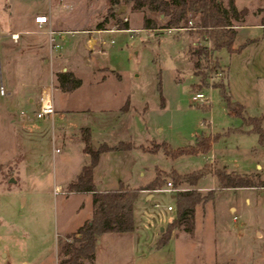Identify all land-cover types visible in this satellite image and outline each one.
Wrapping results in <instances>:
<instances>
[{"label":"rangeland","instance_id":"obj_1","mask_svg":"<svg viewBox=\"0 0 264 264\" xmlns=\"http://www.w3.org/2000/svg\"><path fill=\"white\" fill-rule=\"evenodd\" d=\"M43 1L7 0L9 29L23 28L22 17L15 13L17 6ZM227 2L222 0L225 6ZM108 4V0H98L93 7L99 13ZM235 5L249 9L233 40L234 47H243L240 51L226 47L215 50L203 69L202 80L201 74L193 75L188 52L199 36L195 29H168L162 26L167 19L162 12L146 6L132 10L130 2H120L117 17L128 16L130 25L139 28L102 33L105 48L121 75L108 76V103L112 105L122 96L129 98L130 111L112 124L122 140L137 147L103 155L98 175L125 176L126 182L135 185L156 175L172 180L167 174L171 169L181 174L210 163L239 172L258 171L264 177V145L256 132L235 129L250 125L242 123V118L227 107L220 87L213 86L215 81L226 80L232 99L243 104L246 113L262 116L264 129V0H235ZM144 15L152 17L156 27H141ZM79 16L85 18L82 11ZM188 18L200 21L194 12ZM105 26L118 28L116 18ZM5 56L0 37V264H58V240L74 233L89 212L88 198L80 209V194L61 192L56 187L78 173L76 138L63 136L59 123L51 118H37V108L28 101L4 95L9 74L22 76V60L18 59L13 72L12 62L17 56H11L9 66ZM215 59L220 63L217 67L212 66ZM195 82L201 86L193 89ZM196 90L209 95L210 101H194ZM72 101L74 107V95ZM22 110L27 117L21 115ZM71 116L75 117V111ZM79 116L87 118L82 112ZM26 118L29 125L23 127ZM101 131L96 127L95 135ZM201 133L213 137L206 152L170 158L162 149L152 152L140 147L163 140L173 147L188 145ZM94 141L90 148H95ZM211 181V175L206 174L197 183L207 185ZM104 184L111 185L107 181ZM61 188L66 190L67 186ZM198 190L209 198L195 205L192 232L178 228L189 234L178 242V258L172 256L169 246H159L157 241L166 221L175 214L176 207H166L173 204L175 192L156 190L148 201H135L133 231L102 239L96 264H173V259L190 264H207L214 259V264H264V186ZM148 191L142 188L139 193Z\"/></svg>","mask_w":264,"mask_h":264},{"label":"crops","instance_id":"obj_2","mask_svg":"<svg viewBox=\"0 0 264 264\" xmlns=\"http://www.w3.org/2000/svg\"><path fill=\"white\" fill-rule=\"evenodd\" d=\"M96 1L98 0H44L41 3L34 2L32 5L17 6L15 13L19 17H22L23 20V28L21 30L9 29L8 18L10 16V5L7 0H5L3 4H0V37L4 43L6 64L9 66L11 56H14L15 54L17 57L12 62V71L14 72V65H17L18 59L22 60V69L20 73L22 76L18 78L17 76L13 77L9 74L8 90H5L4 95L7 94L13 96L20 101H28L29 104L37 108L38 111L41 91H50L53 113L48 116L37 117V111H35V116L37 118H51L52 121L59 123L60 131L63 133V136L69 135L76 138L78 173L81 171L82 166L90 161L89 151L85 150V145L89 146L93 138L95 139L94 149L96 150L101 145L113 147L114 145H120L121 143H128V141L122 140L118 136L117 132L113 129L114 126L112 123L113 121L119 120L122 115L130 111L129 98L127 97L125 99V96H122L116 103H113L112 105L111 103H108L111 98L108 93L110 89V85H108L107 82L108 76L115 73L116 77L121 78V75L118 71V66L111 61L110 52L105 48L102 33L109 31L106 29L114 26L106 27L105 25L108 22L104 23L103 26L97 25L106 14V9L104 12L96 13L93 7L94 2ZM108 6L109 4L106 8ZM7 11H9V14H7ZM80 11L83 12L85 18L82 19L79 16ZM37 15H46L48 17V23L43 25L36 23L34 18ZM49 27L57 32L56 41L60 44V47L57 49L50 50L49 48L48 36L46 33ZM135 28L139 27L131 26L130 21L127 28L118 27V29L125 30H133ZM146 28L150 29L151 27ZM114 30L116 29L111 31ZM112 40L113 38H111V41ZM59 72H71L75 77L80 78L81 82L78 86L73 88V90L64 91L58 85L57 73ZM73 95L74 107L72 106ZM123 100L124 102L122 103ZM73 111H75V117H68ZM87 111L91 112H88L89 114H87ZM80 112H82L84 116L87 115V118L83 119L81 117L82 115L79 116ZM21 115L25 116L26 113L22 110ZM23 120L21 123L22 126L28 127V122L30 121L29 118ZM96 127H99L102 130L101 135L99 136L95 135ZM86 128L89 131L87 140L83 138V133ZM134 146L137 147L135 143H133V147ZM119 150H130V147L122 146L100 150L97 159L98 161L92 171L93 182L97 191L115 190V188L120 186H128L132 188V186L145 185L155 177L153 176L146 182L142 181L132 185L126 182L125 176L114 177L112 175H107L106 177L98 175L97 173L103 155L112 154ZM211 159L212 161L215 160V157L212 154ZM78 173L66 178L60 184H56V187L61 192H65L66 190H63L61 186H68L76 178ZM209 174L212 178L211 183L207 185H198L197 183L195 187L197 190H220L223 188L217 185L215 176L211 173ZM106 181L111 185L105 186L104 183ZM99 183H102L103 185H99ZM149 191L144 194L139 193L136 202L138 201L141 203L144 199L145 201L151 199L154 196V192ZM69 193L80 194V209L84 205V198L89 199L87 200L88 204L90 203L88 207V216L85 214V216L81 218V225H83V223L89 220L93 214V193L91 190L83 189L79 190V192ZM175 193L173 196V204H167L171 205L172 208L168 209H175ZM233 208V210H235L236 206ZM162 226H160V228H162ZM128 231L116 230L100 233L97 240L98 244L95 250L93 263L96 264L98 260V248L104 237H112L116 235V233ZM187 236H189V234L184 231L181 233V231L176 228L171 232L163 247L169 246L172 256L178 258V242L182 241V239ZM173 260V264H190L185 261L178 262L176 259ZM85 262L91 263L88 259L84 258V263ZM215 262L216 259L210 260L207 264H214ZM199 264L205 263L204 261H200Z\"/></svg>","mask_w":264,"mask_h":264},{"label":"trees","instance_id":"obj_3","mask_svg":"<svg viewBox=\"0 0 264 264\" xmlns=\"http://www.w3.org/2000/svg\"><path fill=\"white\" fill-rule=\"evenodd\" d=\"M109 6L106 8V14L97 23L103 26L104 23L116 18V24L119 28L129 26L128 19L117 17V8L120 2H130L132 10L142 9L144 6L150 10L162 12L167 16L166 22L162 26L179 27L185 26L189 13L199 15L200 21L195 22L198 32V38L195 44L188 50L189 57L192 60L193 75L201 74L202 80H205L204 70L208 66L209 59L215 50L226 47L229 51H240L243 47H234L233 40L237 33V28L243 25L244 16L248 12V7L237 8L235 0H228L227 5H223L222 0H108ZM142 27H156L152 17L143 16ZM192 30V29H191ZM252 39H248L250 41ZM210 44V45H209ZM219 60L215 59L212 66H219ZM59 87L64 91H71L79 85L80 78L74 76L71 72L57 73ZM201 84L195 82L192 88L200 87ZM213 86H219L222 96L235 114L242 118V123L250 125L248 129L235 128L240 131H254L258 135L259 143L264 145V129L262 127V116H255L246 113L245 107L238 100L232 99L230 90L227 89L225 81H215ZM89 131L86 128L83 138L87 140ZM212 136L201 133L196 135L195 142L188 145L173 147L166 141L158 142L153 146L140 147L147 151L155 152L162 149L163 153L170 158H175L181 154H196L197 152H206L212 146ZM130 147L132 142L121 143L108 147L101 145L97 150L85 145V150L89 151V162L82 166L81 171L76 178L67 186V192H79V190H91L93 193V214L85 221L74 233L67 234L63 239L58 240V254L60 256L58 264H82L84 258L91 263L94 261L97 240L100 233L105 231H128L134 228V202L139 196L142 188L151 189L163 185L166 181L165 175L160 177L156 175L147 184L136 187L120 186L115 190L97 191L93 182L92 171L97 163L98 154L102 149H112L114 147ZM213 174L217 185L223 188L235 186H263L264 177L258 171L239 172L235 169L228 170L226 166L211 165L205 163L195 170L178 173L171 169L167 174L172 178L175 186L186 183L185 188L177 190L175 193V215L167 221L166 229L158 237V245H164L167 242L171 232L176 228H183L185 231L192 232L194 228L195 205L198 202H204L209 198L208 195L197 190L195 187L199 178L206 174ZM237 264V263H232Z\"/></svg>","mask_w":264,"mask_h":264},{"label":"built area","instance_id":"obj_4","mask_svg":"<svg viewBox=\"0 0 264 264\" xmlns=\"http://www.w3.org/2000/svg\"><path fill=\"white\" fill-rule=\"evenodd\" d=\"M34 19H35L36 23H38L39 25H43V24H47L48 23V17L46 15H37V16H35ZM124 19H127V17H124ZM195 21L196 20H194V18L193 19L188 18V20L186 22V25L182 26V27H186V28H189V29L196 28ZM171 28L172 27H169L168 29H171ZM113 29H118V28L111 27V28H108L106 30L111 31ZM46 33H47V36H48V44H49L50 50L59 48L60 44L56 41L57 32L49 27L47 29ZM1 93H4L2 88H1ZM192 99L194 101L195 100H199L201 102L206 103V102L210 101L209 100L210 96L206 95L203 91L196 90L195 93L192 95ZM52 113H53V106H52V102H51L50 91L43 90L40 93L39 107H38V111H37L36 115H37V117H44V116L51 115ZM183 188H185V187L184 186H175V185H173L172 181L170 179H168V180H166L164 182L163 185L157 186V187H154V188H151V189L148 188V189L150 191L159 190V191L176 192L177 190H181ZM167 207L168 208H172L171 205H167Z\"/></svg>","mask_w":264,"mask_h":264}]
</instances>
